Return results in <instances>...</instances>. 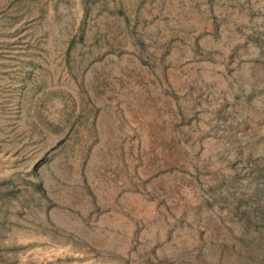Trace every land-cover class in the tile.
Segmentation results:
<instances>
[{
  "label": "rangeland",
  "instance_id": "374dc122",
  "mask_svg": "<svg viewBox=\"0 0 264 264\" xmlns=\"http://www.w3.org/2000/svg\"><path fill=\"white\" fill-rule=\"evenodd\" d=\"M263 152L264 0H0V264H243Z\"/></svg>",
  "mask_w": 264,
  "mask_h": 264
},
{
  "label": "trees",
  "instance_id": "16d2710c",
  "mask_svg": "<svg viewBox=\"0 0 264 264\" xmlns=\"http://www.w3.org/2000/svg\"><path fill=\"white\" fill-rule=\"evenodd\" d=\"M250 178V191H241L231 207L240 230L241 244H236L243 264H264V152L261 164L251 166Z\"/></svg>",
  "mask_w": 264,
  "mask_h": 264
}]
</instances>
